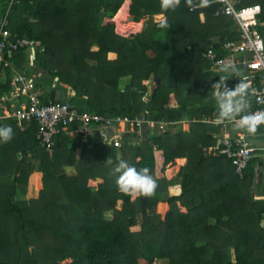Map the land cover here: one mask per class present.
Masks as SVG:
<instances>
[{"label": "trees", "instance_id": "trees-1", "mask_svg": "<svg viewBox=\"0 0 264 264\" xmlns=\"http://www.w3.org/2000/svg\"><path fill=\"white\" fill-rule=\"evenodd\" d=\"M123 1L132 21H142L128 36L116 34L110 22L125 19ZM252 3L260 6L257 30L264 43V0L240 5ZM3 17L11 37L38 43L32 66L55 81L43 92L34 84L41 103H65L108 119V135L123 117L157 128L106 143L95 130L102 122H90L92 134L84 138L72 123L43 142L33 119L0 115V127L13 130L11 141H0V264H264V198L251 193L255 179L262 188L260 159H251L239 179L220 153V127L211 123L217 114L212 83L219 76L230 78L229 87L239 82L231 71H212L201 56L206 48L224 55L221 45L236 37L220 4L190 8L181 0L165 11L160 0H0ZM1 59L0 97L9 93L12 70L24 68V50L5 49ZM150 77L158 83L144 100L142 81ZM166 77L174 78L173 87ZM181 121L187 131L175 128ZM244 133L252 139L264 134V125L255 135ZM154 151H161L160 172L184 159L177 195L168 194L165 178L154 177ZM120 160L150 169L158 185L153 196L131 201L118 190L112 168ZM66 167L74 174L66 175ZM36 172L37 197L15 201ZM161 205L167 206L163 217Z\"/></svg>", "mask_w": 264, "mask_h": 264}, {"label": "built area", "instance_id": "built-area-1", "mask_svg": "<svg viewBox=\"0 0 264 264\" xmlns=\"http://www.w3.org/2000/svg\"><path fill=\"white\" fill-rule=\"evenodd\" d=\"M241 1L211 0V3L221 5V14L234 21L236 37L221 45L225 51L224 55L216 56L211 48H206L201 56L210 63V67L214 72L223 71L225 65H235L236 68L246 71L245 74L240 75L239 79L251 84L249 97L257 106L253 110V112H256L264 110V43L257 30V27L261 26L257 19L260 6L258 3L240 5ZM5 26L6 20L3 17L0 19V62L5 49L9 51L22 49L25 51L27 48L34 50L33 48L38 46L37 42L11 37ZM240 54H242L241 57ZM9 87V93L0 97L1 102L8 103V106H3L5 116L14 117L17 122L32 119L36 121L37 136L43 142H48L49 138L58 132V129L65 132L72 123L77 124L75 132L81 134V137L84 138L86 135L92 134L93 130L89 127L90 122H102L95 130L98 131V135L106 143L117 141L118 131L116 132V129L121 122L126 127L125 132H132L134 129L138 131L144 124L146 127L153 128L152 123H147L142 119L130 120L123 117L113 121L116 123L115 133L108 135L107 130L112 128V122H109L108 119H103L96 114L78 112L77 109L65 103L58 104L50 101L47 104L41 103V93L36 89L33 81L18 71H12ZM212 123L216 124L215 118ZM218 125H221L224 130L229 125L234 127L232 134L227 131L221 134L219 141L221 145L220 153L230 161L234 173L241 179L247 163L251 159L264 154V142L261 145L250 142L244 131L237 129L233 122L225 121L223 124ZM158 128H163V126L159 125Z\"/></svg>", "mask_w": 264, "mask_h": 264}, {"label": "clouds", "instance_id": "clouds-1", "mask_svg": "<svg viewBox=\"0 0 264 264\" xmlns=\"http://www.w3.org/2000/svg\"><path fill=\"white\" fill-rule=\"evenodd\" d=\"M181 0H160V7L167 10H175L180 5ZM211 0H199L198 5L193 4V0H186V4L192 8L195 6L204 8L210 6ZM225 72L237 73L235 65H225L222 69ZM228 76H219V80L212 83L213 99L215 100L217 114L216 124H223L225 121L233 122L235 127L255 135L260 125H264V110L250 112L249 109V89L251 84L243 79L233 87H229ZM213 120V119H212ZM212 123V122H211ZM13 138V130L10 126L0 127V141L8 143ZM106 165H113V160L107 158ZM113 175L119 174L117 178V188L124 194L137 193L144 197L154 195L158 187L156 180L150 174V169H137L130 166L127 161L120 160L112 168Z\"/></svg>", "mask_w": 264, "mask_h": 264}, {"label": "rangeland", "instance_id": "rangeland-1", "mask_svg": "<svg viewBox=\"0 0 264 264\" xmlns=\"http://www.w3.org/2000/svg\"><path fill=\"white\" fill-rule=\"evenodd\" d=\"M127 3V2H123L119 8V11L120 13H124L126 14V17L125 19L122 20V22L120 24L117 25V21L115 19H113V21L110 20V22L113 24V29H114V32L120 36H128L130 33L132 32H136L139 27H140V24L142 23V21H138V22H133L131 20L128 19L129 17V14H127V7L124 6V4ZM248 5V4H247ZM156 21H159V20H162L160 19L158 16H155L154 17ZM104 22H106V20H104ZM138 23V24H136ZM159 37H161V34L158 35ZM92 50H96V47H91ZM240 57L242 56V54L239 55ZM24 68L21 70L20 73L24 74L26 77H28L31 81H33V83L36 85V87L40 90V91H46L48 88L50 87H54L55 86V81L53 79H51L43 70H40V69H35L33 68L32 66V61L33 58H34V50H31V48H27L25 51H24ZM237 59V58H236ZM238 69V72L235 73L236 78H239L240 75L243 73L245 74L246 71H242L241 69L237 68ZM11 71V70H10ZM13 71V70H12ZM3 76L0 75V79H2ZM142 84L145 85L146 87V92H145V96H144V100L149 96V94L151 93V91L153 90V88L157 85L153 84V80L151 79V77L147 80V81H142ZM121 86H123V82H121ZM249 97V96H248ZM252 100V99H251ZM169 103L171 104H175V102H171V99L169 101ZM169 104V105H170ZM212 122V120H211ZM145 127L141 126L140 129L138 130V136H140V138L143 137V135L146 133V132H151V131H146L145 128L149 129V130H154L156 129L157 127H154V128H149V127H146V125L144 124ZM176 129H181V126H180V123L177 124L175 126ZM125 130H126V127L124 126V123L121 122L119 123L118 125V128L116 129V132L118 131L117 133V138L119 139V137H121L123 135V133H125ZM186 131V129H185ZM137 132V131H136ZM225 132L224 128L222 127V134ZM122 134V135H121ZM117 139V140H118ZM154 156H155V161H154V177L155 178H168L170 179L168 184H167V187H168V193L169 192H176V190L178 189V186H179V167L180 165H178L179 163H175V165L171 168V169H167L165 172H160V165H161V159H158V153L157 151H154ZM173 169V170H172ZM261 170L264 171L263 167L261 168ZM174 171V172H172ZM66 175H73L74 172L71 171V172H65ZM174 175V176H173ZM165 178V179H166ZM38 181L39 178H38V175H33L32 176V183L29 184L27 187H26V192L27 193L28 191H32L34 190V181ZM88 186H94L95 183L93 181H88L87 183ZM39 189L41 188V185H40V182L38 183V186H37ZM38 189V190H39ZM130 195V200L133 201L136 197H137V193H133V194H129ZM25 197V195H24ZM22 198V196H20V192L17 191L15 193V196H14V200L15 201H19V202H22L20 201ZM117 206H120V202L117 203ZM162 206V205H161ZM166 211V206H162V209H161V217H163L164 213ZM138 264H143L142 262H139Z\"/></svg>", "mask_w": 264, "mask_h": 264}, {"label": "crops", "instance_id": "crops-1", "mask_svg": "<svg viewBox=\"0 0 264 264\" xmlns=\"http://www.w3.org/2000/svg\"><path fill=\"white\" fill-rule=\"evenodd\" d=\"M123 2H127V10H128V5H129V2L128 1H123ZM156 16H158L160 19H162V16L161 15H156ZM155 17V16H154ZM155 19V18H154ZM111 21H113L112 19H111ZM141 22V21H140ZM136 24H138V23H136ZM140 29H141V24H140V27H139V29L136 31V32H139L140 31ZM132 33H135V32H132ZM131 34V33H130ZM65 87V86H64ZM66 88V87H65ZM171 102H174L173 100H171ZM5 105V103H3V102H1L0 101V115L1 116H5V114H4V112H5V110L3 109V106ZM170 106H172V107H174V106H176V103L173 105L172 103L170 104ZM7 110V109H6ZM180 123V126H181V130L182 131H185V129H186V131H187V129H188V123L187 122H185V121H181V122H179ZM178 123V124H179ZM213 125H218V124H214V123H212ZM219 127H220V130H221V132H220V134L218 135V137L217 138H220L221 137V134H222V126L221 125H219ZM233 126H231V125H229L226 129H225V131H227L229 134H232L233 133ZM248 137V136H247ZM248 139H249V137H248ZM249 141L250 142H252V143H254V144H260L261 145V143H263L264 142V134H262V135H259V136H256V137H253L252 139H249ZM155 153V152H154ZM157 153H158V159H161V163H162V156H161V151H157ZM154 155V154H153ZM264 155V154H263ZM257 156L256 158H259L260 159V166L259 167H257V168H259L258 170H260V172H261V189L258 187V181H257V179H255V182H254V185L252 186V189H251V193H252V196L255 198V199H263L264 198V196H261L262 195V193H261V191L260 190H264V171L263 170H261V168L263 167V169H264V156ZM154 161H155V156H154ZM184 162V159H177L176 160V163H179L178 165H180L181 163H183ZM161 166V165H160ZM159 166V167H160ZM171 169V168H170ZM173 170V169H172ZM72 171V169L71 168H69V167H66L65 168V172H71ZM166 171V170H165ZM164 171V172H165ZM172 172H174V171H172ZM35 175H38V178H39V180L37 181H34V190H32V191H28L27 193H25L26 192V190H25V192L24 193H20V196H22V198H21V200L20 201H26V200H29V199H34V198H36L37 197V194H38V191L40 190L37 186H38V183L40 182V173H38V172H36V173H34ZM174 176V175H173ZM166 178V177H165ZM165 180H167V182H169V180L170 179H168V178H166ZM39 189V190H38ZM178 192H179V186H178V189L176 190V192H169L168 194L169 195H177L178 194ZM24 195H25V197H24ZM164 207L166 206V205H163ZM166 209H167V206H166ZM259 225L261 226V227H263L264 228V214L263 215H261V217H260V221H259Z\"/></svg>", "mask_w": 264, "mask_h": 264}, {"label": "water", "instance_id": "water-1", "mask_svg": "<svg viewBox=\"0 0 264 264\" xmlns=\"http://www.w3.org/2000/svg\"><path fill=\"white\" fill-rule=\"evenodd\" d=\"M127 14H128V10H127ZM129 20H133L132 17H128ZM158 83V78H154L153 79V84H157ZM165 84L167 87H173L174 86V78L173 77H166L165 78Z\"/></svg>", "mask_w": 264, "mask_h": 264}]
</instances>
